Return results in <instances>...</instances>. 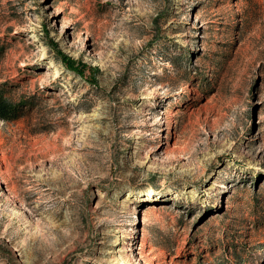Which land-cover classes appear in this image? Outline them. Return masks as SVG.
Returning a JSON list of instances; mask_svg holds the SVG:
<instances>
[{
  "label": "rangeland",
  "instance_id": "obj_1",
  "mask_svg": "<svg viewBox=\"0 0 264 264\" xmlns=\"http://www.w3.org/2000/svg\"><path fill=\"white\" fill-rule=\"evenodd\" d=\"M0 264H264V0H0Z\"/></svg>",
  "mask_w": 264,
  "mask_h": 264
},
{
  "label": "bare ground",
  "instance_id": "obj_2",
  "mask_svg": "<svg viewBox=\"0 0 264 264\" xmlns=\"http://www.w3.org/2000/svg\"><path fill=\"white\" fill-rule=\"evenodd\" d=\"M114 244L117 245L116 247H118L119 245H122L123 243L121 241L120 242L116 241V242H114ZM120 251H121V249H119V250L116 249V252H120Z\"/></svg>",
  "mask_w": 264,
  "mask_h": 264
},
{
  "label": "trees",
  "instance_id": "obj_3",
  "mask_svg": "<svg viewBox=\"0 0 264 264\" xmlns=\"http://www.w3.org/2000/svg\"><path fill=\"white\" fill-rule=\"evenodd\" d=\"M7 110V109H6Z\"/></svg>",
  "mask_w": 264,
  "mask_h": 264
}]
</instances>
